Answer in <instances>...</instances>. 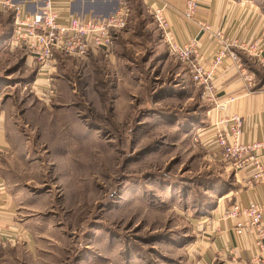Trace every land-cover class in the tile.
I'll return each mask as SVG.
<instances>
[{
	"label": "rangeland",
	"instance_id": "rangeland-1",
	"mask_svg": "<svg viewBox=\"0 0 264 264\" xmlns=\"http://www.w3.org/2000/svg\"><path fill=\"white\" fill-rule=\"evenodd\" d=\"M128 1L127 34L111 54L58 58L49 102L31 84L37 70L25 51L0 56V82L6 64L12 74L0 161L17 216L43 225L31 247L0 245V264L191 262L200 201L223 172L198 136L213 105L182 62L156 64L157 24L140 0Z\"/></svg>",
	"mask_w": 264,
	"mask_h": 264
},
{
	"label": "crops",
	"instance_id": "crops-1",
	"mask_svg": "<svg viewBox=\"0 0 264 264\" xmlns=\"http://www.w3.org/2000/svg\"><path fill=\"white\" fill-rule=\"evenodd\" d=\"M11 1L15 4H26L25 6L31 12H34L41 2L40 0ZM120 1L62 0L57 3L65 14L69 12L83 19H99L113 14L118 9ZM140 1L147 9L151 6H165L166 14L177 42L185 44L191 39L198 38L200 52L205 55L208 64H210L211 57L217 52L220 45V40L216 36L218 32L223 33L226 38L243 41L256 38L264 28V0H209L201 4L199 16L194 20L184 17L186 0ZM7 18L10 20L7 21ZM0 19L2 20L0 23V56L11 55L14 51L11 49L10 43L13 33L14 14L9 12L5 15H0ZM201 20L208 23L210 31H205L201 28L199 25ZM158 31L160 32V44L164 45L162 50L157 48L154 52H160L161 58L158 57L159 55L157 56L156 64H162L163 59L168 58L170 55L167 45L161 40V31L159 29ZM126 34L127 31L121 33V39ZM240 54L242 64L238 65L232 59H227L215 79L218 101L227 103L226 110L216 114L214 108L210 107L206 113L208 128L201 126L202 130H206L202 140L205 142L208 158L222 168L221 178L224 183H227V187L225 186L227 190L213 194L211 198L215 200V203L210 210L204 215L201 213L197 215L198 218L195 222L198 231L195 241L189 244L191 249H189L188 260L191 259V262L188 264H264V238L259 240L256 230L246 226L237 232V224L244 222V220L242 218L228 219L226 217L227 211L233 207H248L251 202L264 204V184L252 181L250 169L239 174L233 172L232 176L234 178L230 183L228 174L232 170L220 157L214 154L212 147L213 125L221 117L233 115L243 119V141L245 143L264 141V84H260L261 80L257 76V71L250 65L251 59L243 53ZM25 62L26 67L31 69L35 67L37 70L36 65L29 60L25 59ZM184 65L190 70L189 65ZM154 66L156 65L154 64ZM8 68V64H6V76L1 78L0 82L1 154L4 153V149L8 148L6 139L7 114L1 102L3 92L9 87L8 80L10 79L8 78L12 77V74H8V70H10ZM245 73L254 76L255 83L253 87H249L245 79ZM44 76L45 73L37 75L36 71L34 80L31 82L35 91L45 88ZM44 101L47 102L46 100ZM203 123L205 124V122H202L199 126ZM6 170L0 161V216H3L1 221L5 225L9 224L19 230H23L21 232L22 241H28L27 245L31 247V235L36 230L40 231L43 225H40L39 220L34 225L31 224L28 218L21 221V218L17 216L16 209L21 211L22 207L20 208L18 205L16 196L11 195L8 191L7 182L11 177L6 173ZM25 211H27L26 208H24V213ZM262 224L264 231V216Z\"/></svg>",
	"mask_w": 264,
	"mask_h": 264
},
{
	"label": "built area",
	"instance_id": "built-area-1",
	"mask_svg": "<svg viewBox=\"0 0 264 264\" xmlns=\"http://www.w3.org/2000/svg\"><path fill=\"white\" fill-rule=\"evenodd\" d=\"M34 12L11 0H0V15L14 14L13 33L10 39L13 48L22 49L27 60L37 67V75L45 73L43 99L49 102L57 94L54 71L60 56L84 59L94 53L111 54L116 39L129 26L131 7L128 0H121L118 9L106 18L83 19L61 11L57 2L62 0H40ZM69 1V0H68ZM209 0H186L184 17L194 20L199 16L202 3ZM37 4V3H36ZM165 6H151L148 12L153 17L161 39L167 45L169 55L189 65L195 85L202 89V96L212 103L216 114L225 111L227 103L218 101L215 79L227 59L242 64L240 53L253 60L264 72V28L259 36L250 40H233L218 32L220 45L211 57L210 64L200 52L198 38L180 44L175 39ZM199 25L205 31L210 26L204 20ZM249 87L255 83L254 76L245 73ZM38 77V76H36ZM243 119L237 115L221 117L212 127L214 154L235 173L251 170V179L264 184V141L245 143ZM206 130L198 133L202 139ZM202 136V137H201ZM1 154V149H0ZM264 204L251 202L248 207L236 206L226 213L228 219L242 218L236 231L244 226L255 229L259 240L264 238L262 219ZM0 216V245L22 242L23 230L5 225Z\"/></svg>",
	"mask_w": 264,
	"mask_h": 264
},
{
	"label": "trees",
	"instance_id": "trees-1",
	"mask_svg": "<svg viewBox=\"0 0 264 264\" xmlns=\"http://www.w3.org/2000/svg\"><path fill=\"white\" fill-rule=\"evenodd\" d=\"M260 84H264V78L262 79ZM208 185H209V188L211 189V191L213 192V194L219 193L220 191L222 192V191L227 190V188H226L227 183H224V180L222 178L219 179V177H217L215 181L209 182ZM204 198L205 199L203 201H200V206L198 207V213L199 214L197 213L198 215H200V213L202 215L206 214L214 204L211 202V200L213 199V198H211V196L205 194Z\"/></svg>",
	"mask_w": 264,
	"mask_h": 264
}]
</instances>
